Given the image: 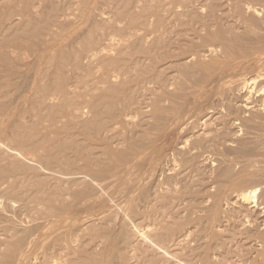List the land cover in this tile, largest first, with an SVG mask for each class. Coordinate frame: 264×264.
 Returning a JSON list of instances; mask_svg holds the SVG:
<instances>
[{
  "label": "rangeland",
  "instance_id": "374dc122",
  "mask_svg": "<svg viewBox=\"0 0 264 264\" xmlns=\"http://www.w3.org/2000/svg\"><path fill=\"white\" fill-rule=\"evenodd\" d=\"M216 33L264 0H0V264H264V64L189 67Z\"/></svg>",
  "mask_w": 264,
  "mask_h": 264
},
{
  "label": "bare ground",
  "instance_id": "6f19581e",
  "mask_svg": "<svg viewBox=\"0 0 264 264\" xmlns=\"http://www.w3.org/2000/svg\"><path fill=\"white\" fill-rule=\"evenodd\" d=\"M215 21V20H214ZM208 23V22H207ZM212 23V22H211ZM205 25V24H204ZM210 25H212V24H210ZM208 26V25H207ZM206 26V27H207ZM205 27V26H204ZM209 27H211V26H209ZM198 29H199V27H198ZM200 29H202V27L200 28ZM204 29V28H203ZM207 30H208V28H207ZM205 31H206V29H205ZM210 31H212V30H210ZM198 32V31H197ZM208 32V31H207ZM185 33V32H184ZM196 33V32H195ZM205 33V32H204ZM222 33V32H221ZM189 34V33H188ZM201 34V33H200ZM211 34H212V32H211ZM217 34V33H216ZM198 35H199V33H198ZM210 35V34H209ZM215 35V34H214ZM218 35V34H217ZM216 35V37L214 36V38L211 40L210 39V36H209V42H211V43H209V45L207 46L206 45V50H202V51H199V52H194L193 54H191V55H189L188 57H187V64H189V67H190V65L192 64V63H194V64H196V66H195V68H193L194 66H193V64H192V68L193 69H197L198 71L199 70H202V69H204L205 70V68H209L207 65V63H206V59H211V61H210V63H213V64H219V65H222V64H225V63H227V65H229L228 67V69L226 70V72H224V76H231L232 74H234V73H238L239 71H241V70H243L246 66H249V67H254L255 65L257 66L258 64L260 65V63L261 64H264V47L263 48H261V49H256V50H254V49H251V50H253V52H251L249 55H247L248 53H249V51L247 52V56H245V54L244 53H242V54H244V55H240V52L239 53H237V54H239V55H235V53H234V51H235V47H234V51H233V46L235 45V43L233 42H229L231 45H233L232 47L228 44V42L227 41H229V40H227L226 42L224 41V39H223V37L225 38V35L223 36V33H222V35L221 36H223L222 38H220L221 36L220 35H218L217 36ZM213 36V35H212ZM212 36H211V38H212ZM220 36V37H219ZM203 38V37H202ZM208 39V37H206V39L205 40H207ZM188 40V39H187ZM231 40V39H230ZM208 42V41H207ZM237 42V41H236ZM236 49H238V48H236ZM250 50V49H249ZM208 62V61H207ZM227 65H225L226 67H227ZM223 66V65H222ZM188 67V68H189ZM210 69H211V67H210ZM224 69V68H223ZM247 68H245V70H246ZM190 70V69H189ZM192 70V69H191ZM191 70H190V72H191ZM197 70H196V72H197ZM220 70V69H219ZM247 70H249V68L247 69ZM251 70V69H250ZM249 70V71H250ZM254 70H255V68H254ZM194 70H192V72H193ZM208 71V70H207ZM253 71V70H252ZM259 71V70H258ZM236 73V74H237ZM195 74V73H194ZM197 74V73H196ZM235 74V75H236ZM239 74V73H238ZM256 75V74H255ZM180 76V75H179ZM208 76V75H207ZM215 76V75H214ZM257 76V75H256ZM262 76H264V74L262 75ZM192 77V76H191ZM233 77V76H232ZM239 77V76H238ZM174 78V77H173ZM237 78V77H236ZM165 79V78H164ZM233 79H234V77H233ZM261 79H263V78H261ZM165 81V80H164ZM163 81V82H164ZM219 81H221V79L219 80ZM256 81V79H254V81H253V79H252V81L249 83L250 85L251 84H253V82H255ZM152 82V81H151ZM157 82V81H156ZM173 82V81H172ZM209 82V81H208ZM217 82V81H216ZM223 82H224V80H223ZM247 82V81H246ZM171 83V82H170ZM174 83V82H173ZM256 83V82H255ZM254 83V84H255ZM263 83V82H262ZM248 84V83H247ZM249 84L247 85V88H248V86H249ZM167 85V84H166ZM173 85V84H172ZM198 86V85H197ZM196 86V87H197ZM162 87V86H161ZM170 88H171V86H169ZM204 88V87H203ZM251 88H252V86H251ZM251 88H249V89H251ZM264 88V87H263ZM263 88H261V89H263ZM260 89V88H259ZM264 90V89H263ZM199 91V90H198ZM262 91V90H261ZM263 92V91H262ZM198 93V92H197ZM201 93V92H200ZM199 93V94H200ZM203 93V92H202ZM194 94V93H193ZM192 94V95H193ZM196 95V94H195ZM187 96H188V94H187ZM190 97V96H189ZM199 98V97H198ZM188 100V99H187ZM199 101V100H198ZM253 105V104H252ZM258 105V104H257ZM258 107V106H257ZM262 108V107H261ZM180 109V108H179ZM260 109V108H259ZM172 111V110H171ZM160 112V111H159ZM253 112V111H252ZM167 114H169L168 112H167ZM162 115V114H161ZM165 115V114H164ZM172 115V114H171ZM173 117V116H172ZM177 118V117H176ZM175 118V119H176ZM186 119V118H185ZM256 123V122H255ZM178 124V123H177ZM258 190L256 189V190H252V191H250V192H248V194L247 195H244V200H246V201H249V200H254V199H256V197H257V194L256 193H258L257 192ZM150 231V230H149ZM138 235V234H137ZM142 236H143V234H142ZM141 236V237H142ZM264 238V237H263ZM147 243V242H146ZM35 244V243H34ZM263 247V246H262ZM28 250V249H27ZM31 251V250H30ZM216 253V252H215ZM179 256V255H178ZM174 258V257H173ZM187 258V257H186ZM209 258V257H208ZM177 261H176V263L177 264H181L182 263V260H181V258H178L177 257V259H176ZM187 260V259H186ZM210 260V259H209ZM197 261V260H196ZM190 262V261H189ZM185 263H187V262H185ZM153 264V263H152Z\"/></svg>",
  "mask_w": 264,
  "mask_h": 264
}]
</instances>
